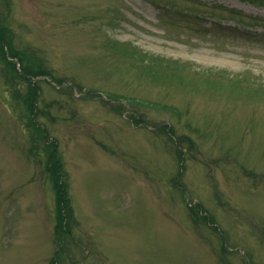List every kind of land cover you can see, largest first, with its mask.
<instances>
[{"label": "rangeland", "instance_id": "374dc122", "mask_svg": "<svg viewBox=\"0 0 264 264\" xmlns=\"http://www.w3.org/2000/svg\"><path fill=\"white\" fill-rule=\"evenodd\" d=\"M0 264H264V0H0Z\"/></svg>", "mask_w": 264, "mask_h": 264}, {"label": "trees", "instance_id": "16d2710c", "mask_svg": "<svg viewBox=\"0 0 264 264\" xmlns=\"http://www.w3.org/2000/svg\"><path fill=\"white\" fill-rule=\"evenodd\" d=\"M57 168V167H56ZM59 167L57 168V174L58 175H60V173H59ZM56 179H58V178H56ZM55 184H56V189H57V195H58V204H59V206L62 208L63 206L65 207V209H66V204H67V202H68V198H66V197H64V195H62L63 194V189H62V186H61V183H60V181L58 180H55ZM63 207V208H64ZM62 212H64V210H62ZM55 263V262H54Z\"/></svg>", "mask_w": 264, "mask_h": 264}]
</instances>
